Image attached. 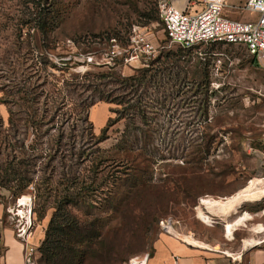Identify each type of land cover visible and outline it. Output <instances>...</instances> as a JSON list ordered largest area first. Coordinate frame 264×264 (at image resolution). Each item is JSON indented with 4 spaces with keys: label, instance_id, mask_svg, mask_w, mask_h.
Returning a JSON list of instances; mask_svg holds the SVG:
<instances>
[{
    "label": "rangeland",
    "instance_id": "obj_1",
    "mask_svg": "<svg viewBox=\"0 0 264 264\" xmlns=\"http://www.w3.org/2000/svg\"><path fill=\"white\" fill-rule=\"evenodd\" d=\"M202 1L192 3L200 9ZM38 2L0 0V166L7 171L0 183L8 184L0 204L17 211L20 198L34 197L37 264H125L146 252L151 264L169 257L174 264L169 240L231 254L264 244V68L242 46L171 43L160 0H55L45 19L48 47L32 28ZM246 2L227 0L225 14L254 20ZM86 73H115L92 79L114 97L135 94L134 108L73 83ZM141 74L153 80L134 92L118 78ZM32 86L36 94L27 96ZM27 97L38 101V129L23 112ZM50 106L62 109L48 124ZM24 144L43 155L30 168L33 193H19L8 177ZM70 149L89 156L70 158ZM56 205L63 227H50ZM166 219L171 234L160 225Z\"/></svg>",
    "mask_w": 264,
    "mask_h": 264
},
{
    "label": "built area",
    "instance_id": "obj_2",
    "mask_svg": "<svg viewBox=\"0 0 264 264\" xmlns=\"http://www.w3.org/2000/svg\"><path fill=\"white\" fill-rule=\"evenodd\" d=\"M174 1L160 0L159 3L160 20L171 43L186 49L200 45L242 46L264 68V0H247L242 8L255 19L245 21L231 19L225 14L227 0H203L200 9H196L192 0L182 9L176 7ZM29 188L33 193L34 187ZM33 198L29 196L23 207L18 201L20 209L17 211L6 208L8 220L12 226L15 224L16 237L25 245V264H37L34 249L28 243L33 234ZM160 225L171 234L174 222L166 219ZM1 242L0 232V247ZM151 261V254L146 252L132 256L125 264H151ZM174 264H180V258L174 257Z\"/></svg>",
    "mask_w": 264,
    "mask_h": 264
},
{
    "label": "trees",
    "instance_id": "obj_3",
    "mask_svg": "<svg viewBox=\"0 0 264 264\" xmlns=\"http://www.w3.org/2000/svg\"><path fill=\"white\" fill-rule=\"evenodd\" d=\"M36 7H37L36 15H35V13H33V15L35 16V18H33V20L35 22V26L32 28L38 30L41 33V35L44 36V39H43L44 43L46 44V46H48L52 42L48 36L50 29H48L46 27L48 21L45 19H47L48 15L51 12H53L54 9L56 8V2H55V0H39L38 4H36ZM188 49H190V48H188ZM43 57H44V55H42V57H41L42 61L40 63H41V65L42 64L45 65V67L42 65V70H45L47 68L46 67L47 62L45 61V58H43ZM254 63L258 64L255 59H254ZM64 64L65 65L63 66V68L68 69V65H67L68 63H64ZM114 74L115 73H103L101 75H93L91 73H86L83 76H77V77L73 78L72 81H73V83H77L80 81L79 83H82L83 86L88 85V87L92 91L96 92L99 95V98L101 100H105L107 102L116 103V104H128L127 108L129 110L133 109L134 105H131L130 103H132L133 98L135 97V94H132V92H129V93H126L123 95H118V96L116 95V97H114L113 94L108 93L107 91H104L103 89H101V85L95 84L94 80L92 79V77H95L96 79L100 80L102 78L114 76ZM118 78L122 79V81H124L128 85L127 88H129V89L133 88V92L137 91V89L140 86L148 84V83L152 82V80H153L152 76H147L146 74H141L140 76L126 77V78H122V77L118 76ZM65 83L67 85L69 84V82H67V81H65ZM24 88H26V87H23V89ZM20 90L22 91V89H20ZM20 90H19V92H21ZM36 90H37V87H35V86H32L31 88H27V91H26L27 96L35 95ZM23 101L25 102V105H22V107L24 109L23 112L26 113L29 122L30 121L33 122V124L35 126L38 125L36 127V129H38L42 125L41 122L36 123V119L38 118V113H40L39 112L40 108L36 105V103H38V101L36 102V99H34L33 97H29V98L27 97V99L24 98ZM2 102L5 103L4 100ZM133 103H136V102H133ZM61 109H62V106L61 107H56V106L51 107L50 106V107L45 108L44 114L46 113L45 115H47V116L49 115L51 117V120L48 122V124L54 121L56 115L59 113V111H61ZM9 113H10V118H9L10 124L13 126L12 128H15L16 126H15L14 117H15L16 113H15L14 109L10 106H9ZM82 120L87 121L86 118H84ZM88 129H89V127H88ZM107 129H108V127H106L103 130V133H106ZM39 138H40V134H39ZM101 140L102 139H99L98 142H100ZM30 149L32 150V153H30ZM55 151H56L55 153H53V154L49 153L47 155L50 162H53L56 158V155L61 152V147H58V149ZM71 152H73L72 149H70V155L68 156L70 158H73V156H75V155L77 156L78 159L85 157V156H89V154L86 153V150L79 151L77 153H71ZM41 158H43V155L39 156V151L34 146L29 148V147H26V145L24 144L20 147V153L19 154L14 152V156H13L14 161H11V163L15 162L17 164L15 167H13L14 169L8 177H12V180L17 182V186L20 190L19 193H21L24 190L28 189L29 187L33 186V185H31V183L33 182V179H30V172H31L30 168H31V166L36 165V161L40 160ZM1 172H6V174H7V171L4 170L0 166V178L2 176ZM41 172H42V169H41ZM71 173L73 174V171H71ZM46 180L47 179H45L43 176L40 179V181L38 182L37 190H38L39 194L41 193L42 186H44L46 184V182L48 181V180L47 181ZM74 180H73V182H74ZM7 185L8 184H6L4 182L0 183V188H4ZM22 198H20V199H22ZM54 208L56 209V211H55L53 218L51 220L50 227H63V224L57 223V219L59 217L63 216L61 205H56V207H54ZM70 223L73 224V221H70L69 224ZM67 227H72V225H67ZM46 254L47 253L45 252V254L43 256H46Z\"/></svg>",
    "mask_w": 264,
    "mask_h": 264
},
{
    "label": "crops",
    "instance_id": "obj_4",
    "mask_svg": "<svg viewBox=\"0 0 264 264\" xmlns=\"http://www.w3.org/2000/svg\"><path fill=\"white\" fill-rule=\"evenodd\" d=\"M174 5L182 9L185 5V1L175 0ZM263 198L255 202H259L263 200ZM207 213L214 214L209 210L207 211ZM216 214L217 215L215 216H219V218L224 215L220 212ZM254 216H259V214L256 213L254 214ZM251 218L252 215H250V218L248 219ZM220 220L223 221L222 219ZM222 227H226V223L223 224ZM0 232L2 233L0 264H25V245L16 237L14 227L7 217L6 206L3 204H0ZM32 236L34 235L32 234L30 236L31 244L34 241V238ZM169 242L173 244L176 252V257L180 258V264H264V244H260L261 242H254L255 244H252L250 246H247L245 243L244 248L240 252L234 254L229 253L219 245H217V247H219L220 250H215L213 249V247H216V245L210 246L206 244L208 247H187L178 246L172 240H169ZM169 263H171V257L162 259L161 263L159 264Z\"/></svg>",
    "mask_w": 264,
    "mask_h": 264
},
{
    "label": "bare ground",
    "instance_id": "obj_5",
    "mask_svg": "<svg viewBox=\"0 0 264 264\" xmlns=\"http://www.w3.org/2000/svg\"><path fill=\"white\" fill-rule=\"evenodd\" d=\"M28 201H29V200H27V201H20V200H19V205H20L21 207L26 206L27 203H28ZM17 208H18V207H17ZM22 213H23V210H22ZM172 230H175V229H172ZM28 243L31 244V243H30V237H29V239H28ZM252 244H255V243L252 242ZM252 244H249L248 246H250V245H252Z\"/></svg>",
    "mask_w": 264,
    "mask_h": 264
}]
</instances>
